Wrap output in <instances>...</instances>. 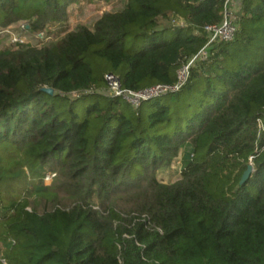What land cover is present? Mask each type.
Segmentation results:
<instances>
[{"label": "trees", "instance_id": "1", "mask_svg": "<svg viewBox=\"0 0 264 264\" xmlns=\"http://www.w3.org/2000/svg\"><path fill=\"white\" fill-rule=\"evenodd\" d=\"M87 1L111 6L70 28L84 0H0V263L264 264V0L209 45L225 0ZM18 22L54 38L8 45ZM195 56L138 107L101 92L174 84Z\"/></svg>", "mask_w": 264, "mask_h": 264}, {"label": "built area", "instance_id": "2", "mask_svg": "<svg viewBox=\"0 0 264 264\" xmlns=\"http://www.w3.org/2000/svg\"><path fill=\"white\" fill-rule=\"evenodd\" d=\"M235 4L236 0H225L223 20L220 23L205 26L209 36L207 45L216 40L232 41L235 38L237 33V14ZM204 50L205 48L200 54L202 53V55H205L206 52ZM196 58L197 56L178 69L177 81L174 84H157L146 89L133 90L123 86L119 75L115 73H107L105 75L107 86L101 90V92L109 97H120L131 105L138 107L145 100L159 97L170 92L179 91L187 83L190 77L191 65ZM53 176L54 173H49L45 180L52 181ZM2 248L3 246L0 245V259L3 263H6L5 259L2 257Z\"/></svg>", "mask_w": 264, "mask_h": 264}, {"label": "rangeland", "instance_id": "3", "mask_svg": "<svg viewBox=\"0 0 264 264\" xmlns=\"http://www.w3.org/2000/svg\"><path fill=\"white\" fill-rule=\"evenodd\" d=\"M116 3V2H115ZM111 5L105 3H95L93 1L84 0L81 8H77L70 17L69 26L73 28L79 22H85L91 20L95 15L102 12L105 9L110 8ZM236 6V4H235ZM24 22H18L8 26L2 32V36H8L7 44L11 45L15 42L28 43L31 45H40L42 42L45 43L54 38L53 35L47 36L45 32L37 34L30 33L24 29ZM185 154L184 150L180 152L179 156L175 158L172 164L165 169H161L157 173V177L164 183H172L181 177L182 171V156ZM46 184H50V180H45ZM1 245V243H0ZM3 256V255H2ZM1 264V263H0Z\"/></svg>", "mask_w": 264, "mask_h": 264}, {"label": "water", "instance_id": "4", "mask_svg": "<svg viewBox=\"0 0 264 264\" xmlns=\"http://www.w3.org/2000/svg\"><path fill=\"white\" fill-rule=\"evenodd\" d=\"M44 90L51 94L54 93L53 88H44ZM252 172H253V164H249L248 168L245 170L244 174L242 175L241 184H244L249 179Z\"/></svg>", "mask_w": 264, "mask_h": 264}]
</instances>
